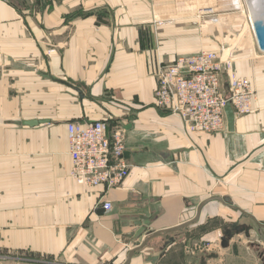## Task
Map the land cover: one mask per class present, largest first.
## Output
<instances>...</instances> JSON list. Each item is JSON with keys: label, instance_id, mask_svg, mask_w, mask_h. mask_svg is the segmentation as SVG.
I'll use <instances>...</instances> for the list:
<instances>
[{"label": "crops", "instance_id": "crops-1", "mask_svg": "<svg viewBox=\"0 0 264 264\" xmlns=\"http://www.w3.org/2000/svg\"><path fill=\"white\" fill-rule=\"evenodd\" d=\"M203 1L0 0L2 264H264V51L235 63L258 100L233 130L155 102L159 66L211 44ZM101 119L125 128L117 186L70 174L68 122Z\"/></svg>", "mask_w": 264, "mask_h": 264}, {"label": "built area", "instance_id": "built-area-1", "mask_svg": "<svg viewBox=\"0 0 264 264\" xmlns=\"http://www.w3.org/2000/svg\"><path fill=\"white\" fill-rule=\"evenodd\" d=\"M211 10L207 8L206 11ZM163 23V20H157V24ZM232 67V59L221 57L220 51L214 49L203 48L192 54L179 55L173 62L159 66L155 102L177 114L186 131L226 130L225 105L228 101L238 116L252 112L258 100V91L252 80L238 74ZM226 75L228 85L224 79ZM67 125L71 176L87 186L120 185L130 171L125 156V128L105 119L89 124L70 121ZM102 206L110 211L113 203L105 201ZM9 256L0 253V264L2 260H9Z\"/></svg>", "mask_w": 264, "mask_h": 264}, {"label": "rangeland", "instance_id": "rangeland-1", "mask_svg": "<svg viewBox=\"0 0 264 264\" xmlns=\"http://www.w3.org/2000/svg\"><path fill=\"white\" fill-rule=\"evenodd\" d=\"M209 3L210 5H208ZM198 6V19L203 17L205 27L212 33L209 40L211 44L205 48H220L221 57L232 59V69L236 71L235 63L240 54H252L254 49L259 51L248 0H208V2L204 0L198 2ZM207 8H212V10L206 11ZM26 252L28 255L30 251ZM34 258L39 260L31 259L29 262L26 258V263L51 264L47 263L50 259L46 256Z\"/></svg>", "mask_w": 264, "mask_h": 264}, {"label": "water", "instance_id": "water-1", "mask_svg": "<svg viewBox=\"0 0 264 264\" xmlns=\"http://www.w3.org/2000/svg\"><path fill=\"white\" fill-rule=\"evenodd\" d=\"M254 30H255V35H256L258 47L260 50L264 51V17H262V18L260 17V19H258V18L254 19ZM225 111H226L227 120H228V128H229V130H233L235 120H236V115H235L234 109H233L230 101H228L226 103ZM29 123H31V124L36 123V120H30ZM123 212L126 214L141 213V212L145 213L147 215L149 214V210L147 207L144 209L128 208V209H125ZM119 223L121 225L122 221H119ZM138 224H141V222H138ZM183 226H184V224H183ZM179 227H181V226H175V227H171L168 229L169 230H175ZM232 235H233V233L230 232L229 234L223 236V244L224 245H226L228 243V238L231 237ZM147 241L140 244L137 249L144 248L146 246ZM155 259H156V257L151 258V260H155Z\"/></svg>", "mask_w": 264, "mask_h": 264}, {"label": "bare ground", "instance_id": "bare-ground-1", "mask_svg": "<svg viewBox=\"0 0 264 264\" xmlns=\"http://www.w3.org/2000/svg\"><path fill=\"white\" fill-rule=\"evenodd\" d=\"M252 21L264 17V0H248ZM256 36V35H255Z\"/></svg>", "mask_w": 264, "mask_h": 264}]
</instances>
